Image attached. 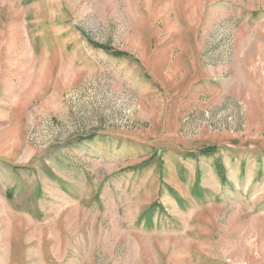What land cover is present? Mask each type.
Segmentation results:
<instances>
[{
  "label": "rangeland",
  "instance_id": "rangeland-1",
  "mask_svg": "<svg viewBox=\"0 0 264 264\" xmlns=\"http://www.w3.org/2000/svg\"><path fill=\"white\" fill-rule=\"evenodd\" d=\"M0 264H264V0H0Z\"/></svg>",
  "mask_w": 264,
  "mask_h": 264
},
{
  "label": "trees",
  "instance_id": "trees-1",
  "mask_svg": "<svg viewBox=\"0 0 264 264\" xmlns=\"http://www.w3.org/2000/svg\"><path fill=\"white\" fill-rule=\"evenodd\" d=\"M90 44L96 48H100V49H103L105 51L109 50V48L105 47V46L96 45V44H93L92 42ZM116 55L122 56L120 54H116ZM215 152H216L215 148H206L203 150V154H205V155L214 154ZM217 171H218V174L220 175V177L222 179V182H226V175H225L226 170L222 166H218ZM198 185H199V183L197 184V186Z\"/></svg>",
  "mask_w": 264,
  "mask_h": 264
}]
</instances>
